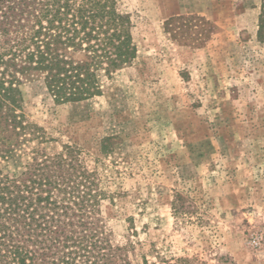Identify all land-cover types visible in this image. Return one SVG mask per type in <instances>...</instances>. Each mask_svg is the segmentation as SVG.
<instances>
[{"label":"rangeland","instance_id":"obj_1","mask_svg":"<svg viewBox=\"0 0 264 264\" xmlns=\"http://www.w3.org/2000/svg\"><path fill=\"white\" fill-rule=\"evenodd\" d=\"M137 54L102 74V94L58 103L24 79L36 129L0 171L77 149L103 196L100 217L130 259L264 264V42L261 0H116ZM181 194L185 207L175 211ZM180 204V203H179Z\"/></svg>","mask_w":264,"mask_h":264},{"label":"trees","instance_id":"obj_2","mask_svg":"<svg viewBox=\"0 0 264 264\" xmlns=\"http://www.w3.org/2000/svg\"><path fill=\"white\" fill-rule=\"evenodd\" d=\"M131 28L116 0H0V156H14L36 134L24 111L25 78L40 77L58 103L100 95L102 74L136 57ZM257 37L264 42V0ZM92 176L70 146L34 157L20 174L0 171V264H136L128 246L110 238L99 212L103 191ZM184 201L179 194L176 212L188 209ZM218 264L236 263L222 256Z\"/></svg>","mask_w":264,"mask_h":264},{"label":"built area","instance_id":"obj_3","mask_svg":"<svg viewBox=\"0 0 264 264\" xmlns=\"http://www.w3.org/2000/svg\"><path fill=\"white\" fill-rule=\"evenodd\" d=\"M262 241H264V237L263 236H259V237L256 236L250 241V243H251L252 246L256 247V246L261 245Z\"/></svg>","mask_w":264,"mask_h":264}]
</instances>
